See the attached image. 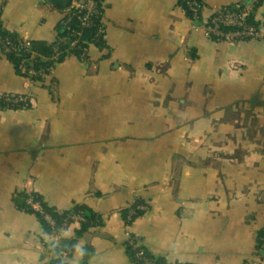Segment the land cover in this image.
<instances>
[{"label": "crops", "instance_id": "0c3cea01", "mask_svg": "<svg viewBox=\"0 0 264 264\" xmlns=\"http://www.w3.org/2000/svg\"><path fill=\"white\" fill-rule=\"evenodd\" d=\"M105 1L108 48L89 61L33 83L0 54V95L32 97L0 108V264H47L49 245L68 264H132V235L171 264H264V39L212 40L179 0ZM2 6L25 39L55 41L65 17L49 0ZM28 191L59 210L87 204L104 225L50 236L22 208ZM138 198L148 210L128 224Z\"/></svg>", "mask_w": 264, "mask_h": 264}, {"label": "trees", "instance_id": "16d2710c", "mask_svg": "<svg viewBox=\"0 0 264 264\" xmlns=\"http://www.w3.org/2000/svg\"><path fill=\"white\" fill-rule=\"evenodd\" d=\"M84 2L94 1L97 13L89 16L90 24L85 25L84 20L89 10L74 11L68 13L71 0L65 5L53 3L56 9L64 13L63 21L58 25V35L55 41L47 42L43 40L25 39L18 32L11 31L2 21V7H0V54L6 57L16 68L18 74L29 79L33 83L44 82L47 76L51 75L58 64L63 63L67 58L76 56L80 60L89 61L90 52L93 47L100 50L108 48L106 40V10L107 3L105 0H82ZM242 3V2H241ZM224 5L220 8L213 9L212 14L208 15L206 9L208 4L206 0H179L178 4L186 12V15L192 20L195 26H208L217 16H223L227 11H236L237 13H247V24L264 26V17L260 18V9L264 4V0H253L245 6ZM197 4V5H196ZM217 10V11H216ZM103 28L105 32L100 33ZM224 31L235 30L239 27L236 25L222 24ZM210 39L226 42L224 39L212 36ZM55 84L49 85L50 91L53 93ZM27 95H18L6 93L0 95V108L2 109H27L31 107V102L25 100ZM35 200L39 201L44 211L52 217L49 221L44 213L36 212L27 204L23 205V209L35 213L44 226V230L55 237L64 229L73 223H78L79 227L76 233V240L83 237L92 228L104 225L103 216L94 211L87 204H78L72 210H59L49 205L43 197L37 193H33ZM146 205V202L138 198L129 208L123 210L124 218L128 224H132L137 218L144 215L146 210L139 209V205ZM132 209L134 210L132 212ZM148 210V209H147ZM264 238V228L260 232L258 249H260L261 259L264 260V247L262 246ZM136 245H134L132 243ZM127 253L132 264H171L164 258L154 256L147 248L140 244V241L134 235L130 236L127 244ZM50 251L54 257L47 264H68L62 259L64 251L59 245H49ZM144 250L143 255L139 253ZM71 254V253H70ZM83 264H87L84 261ZM180 264V263H178Z\"/></svg>", "mask_w": 264, "mask_h": 264}, {"label": "built area", "instance_id": "2783aa9c", "mask_svg": "<svg viewBox=\"0 0 264 264\" xmlns=\"http://www.w3.org/2000/svg\"><path fill=\"white\" fill-rule=\"evenodd\" d=\"M94 7H95L94 1L84 2L82 0H72L71 5L68 8V13L70 11L74 12L76 10L81 11L88 9L89 13L84 20V24L89 25L90 24L89 16L93 15V13H97V10H95ZM246 18H247L246 12L239 14L236 11H227L225 15L215 17L210 25L204 26L206 30V34L209 38L212 36H216L224 39L228 43H237L240 41L253 40V39L254 40L264 39V26L258 27L256 25L247 24ZM222 24L236 25L239 28L235 30L233 29L229 31H224L221 28ZM102 32H105L103 28L100 29V33ZM31 99H32L31 95H28V97L25 100L31 102ZM33 193L34 192L32 191H28L25 193L24 195L25 204H27L31 209H33L36 212L44 213L45 217L49 221H52V217L44 211L41 203L35 200ZM139 209L147 210L148 206L145 204L139 205ZM133 211L134 210L132 209V212ZM55 237L59 238L60 233L57 234ZM132 243L136 245L134 241H132ZM262 246L264 247V238H263ZM143 253L144 250L141 251L139 254L143 255ZM257 255L261 258L260 249ZM146 264H151V262L146 261Z\"/></svg>", "mask_w": 264, "mask_h": 264}, {"label": "water", "instance_id": "95a60500", "mask_svg": "<svg viewBox=\"0 0 264 264\" xmlns=\"http://www.w3.org/2000/svg\"><path fill=\"white\" fill-rule=\"evenodd\" d=\"M50 2H53L58 5H65L67 4L68 0H49ZM72 1V0H71ZM253 0H245L243 3H241L240 6H245L247 4H250ZM23 202V201H22ZM21 202V203H22Z\"/></svg>", "mask_w": 264, "mask_h": 264}, {"label": "bare ground", "instance_id": "6f19581e", "mask_svg": "<svg viewBox=\"0 0 264 264\" xmlns=\"http://www.w3.org/2000/svg\"><path fill=\"white\" fill-rule=\"evenodd\" d=\"M259 249H257V253H258Z\"/></svg>", "mask_w": 264, "mask_h": 264}]
</instances>
